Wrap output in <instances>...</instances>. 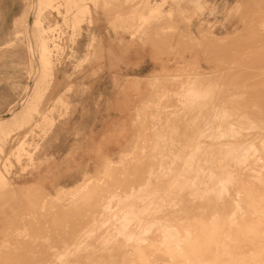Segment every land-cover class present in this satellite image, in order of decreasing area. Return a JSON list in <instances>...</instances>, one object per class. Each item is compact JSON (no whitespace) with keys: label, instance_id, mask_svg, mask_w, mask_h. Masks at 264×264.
<instances>
[{"label":"rangeland","instance_id":"374dc122","mask_svg":"<svg viewBox=\"0 0 264 264\" xmlns=\"http://www.w3.org/2000/svg\"><path fill=\"white\" fill-rule=\"evenodd\" d=\"M31 1L23 0L22 21L12 24L7 35L0 39V117L9 111L8 114L21 112L26 105L27 86L38 77V48L35 35L29 30V17L39 18L49 44L60 45L50 52L53 78L49 87L56 69L60 70L66 59L71 68L68 76L74 78L80 70L83 61L74 63V44L91 17L85 12L80 15L76 7L85 3L90 11L92 6L101 12L106 23L110 18L113 20H109L112 32L156 41L162 48L163 59L159 58L158 47L151 43L152 60L157 68L142 78L120 79V86L130 81L133 109L128 115V135L115 154L87 159L75 184L46 189L39 181L26 183L28 173L39 168L46 142L51 143L53 126L38 120L39 114L52 103L46 101L49 87L38 103L39 113H33L15 133L0 136L3 146L0 173L4 176V181H0V264H76L70 261L118 259L119 252L128 253L132 247L122 237L106 240L108 232L104 227L120 225L115 219L110 221L118 216L114 213L119 208L110 214L101 213L113 196L111 188L150 186L139 194L143 196L153 188L165 195L174 178L178 177L180 185V173L184 174L187 162L194 152L201 151L204 141L211 146L235 137L241 130L247 132L245 137H251L254 127L245 112L259 110L264 99V0H52L41 5L35 16ZM148 5L156 6V10L139 17L138 12L146 11ZM253 11L260 13L257 18H253ZM72 108L67 100L56 107L52 112L55 122L67 117ZM18 141L24 142V150L14 156L11 149ZM176 150H181L180 159ZM173 162L175 172L170 169ZM150 168L154 172L150 173ZM160 176L168 180L162 182ZM153 178L154 182L148 183ZM166 181L170 185H164ZM152 190L150 197L155 201L139 195L119 207L131 205L133 212L136 209L134 216L149 201L162 203L163 207L158 205L161 216L175 209L168 204L171 198L156 203L160 194ZM103 218L109 220L104 222ZM116 233L113 230L108 234ZM86 247L90 248L84 253ZM75 249L76 257L72 259Z\"/></svg>","mask_w":264,"mask_h":264},{"label":"bare ground","instance_id":"6f19581e","mask_svg":"<svg viewBox=\"0 0 264 264\" xmlns=\"http://www.w3.org/2000/svg\"><path fill=\"white\" fill-rule=\"evenodd\" d=\"M51 2L52 0H32V14L34 15L36 11L41 8V5L50 4ZM148 6L146 11L138 12L140 13V15L138 14L139 17H145L150 11L153 12V10H156V6ZM76 8H79L80 15L85 12L91 17L90 6L86 5V3ZM253 13V18H257L258 14H260L257 13V11H253ZM144 17L143 19H145ZM22 18L23 16L16 19L15 25L21 22ZM28 24L31 34L35 35L38 48V77L35 83H29L27 86L28 88L25 92V99H27L26 105L25 107L23 106L24 108L22 107L23 109L21 108V112L8 114L9 111L8 113L5 112L2 117H0V136L7 137L13 132L15 133L16 130L20 129L30 120L33 113H39L38 103L43 97V94L47 91L53 78V60L50 52L52 48L56 46L59 47L60 45L57 43L52 45L49 44V36L46 34V28L40 25L38 17H34L33 19L29 17ZM262 39L264 38L262 37ZM263 69L264 68H262V70ZM257 74L261 75L259 72ZM65 101L64 95L57 96L52 100L48 108L39 114L38 120L40 122H49L50 125L53 126L55 117L52 115V112ZM260 104L262 105L259 110L245 112L246 117L252 122L254 127L253 133L250 134L251 137H245L247 132L241 130L235 133V137L223 139L215 142L211 146H209L208 142L204 141L201 151L194 152L195 155L193 154L191 161L187 162L184 174L182 175L180 173V185L178 177L174 178L176 174L173 176L174 180H172L173 184L171 183L172 186L170 187V191L166 192L165 195L164 192L160 194L156 192L157 189L150 188L148 193L146 192L147 194L144 193L145 195L141 196L142 194L140 191H146L144 189L150 187H146L145 185L146 188H137L135 186H130L128 189L122 187L111 188L114 191L113 196L101 213L110 214V212H114L116 208H119L118 211L116 210L117 212L114 213V215L118 213V216L112 217L110 221L115 219L116 222L119 221L120 225L104 227V231L108 233L113 230L117 232L114 235L107 233L106 236L108 237L106 240L109 239V237L110 240L111 237L113 239V236H115L116 240V237H122L125 242H129V247L131 245L132 250L130 249L131 251L128 253H126V250L125 253L119 252L118 254L121 256L118 257V259L71 260L70 262L76 264H264V99ZM13 105L14 104L11 105V110L14 108L12 107ZM59 116H61V112ZM242 117L245 116L243 115ZM178 147L180 146L178 145ZM171 148L172 147H170V149ZM172 149L175 150V148ZM2 150L3 146L1 144L0 152ZM11 150L14 156H19L24 150V142L18 141ZM172 151L173 150H171V153ZM176 152L177 154L175 155L179 153V156L176 157L180 159L181 150H176ZM158 159L161 161L163 158ZM176 161L179 163L178 160ZM158 164L159 163H157V165ZM172 165H174V162L171 164L170 169L172 172H175L173 171L175 166H173L172 169ZM154 167H156V165ZM154 167L153 169L155 170ZM154 170L150 168V173L154 172ZM113 178L116 179V177ZM155 179L158 178L156 177ZM163 179L164 177L161 180L162 182ZM165 180L168 179L165 178L164 181ZM0 181H4V176L1 173ZM151 182H154V178L149 180L148 183ZM162 182L159 181V183ZM167 182L168 181L163 184L165 185ZM163 188L164 187H162V189ZM152 189L155 190V193L160 194L157 196L156 203L159 201L161 202L163 198L165 201L162 202H166L168 198H171L168 204H171L175 209L161 216L162 212L160 213L161 209L158 205L162 206V203H158L157 205L153 202V205V203L149 201L146 205L142 201L146 207L144 208L143 205L140 214L137 212L138 215L134 216L133 213L136 209L133 212L134 208L130 207V204H127V206L130 205L129 207H126V205L119 207L127 199H136L140 194L141 197L148 196V198H145L152 199L150 197L152 193L149 192ZM167 190H169V188ZM159 192L162 191L159 190ZM156 195L154 196L156 197ZM152 201L155 200L152 199ZM168 201L169 200H167V202ZM142 202H140V204H143ZM131 214L133 216H131ZM99 215L98 217L102 214ZM109 219L106 220L108 221ZM106 220H104V222ZM113 224L115 223L113 222ZM154 224H157V226ZM107 225L109 226V223ZM91 227L93 226L91 225ZM95 228L96 227H94V229ZM98 230L100 229L98 228ZM91 231H93V229ZM102 233H100V235ZM91 234L93 235L92 232ZM90 237L91 236H89V238ZM85 238H88V236ZM82 245H84V243ZM123 245L126 246L125 244ZM109 246L110 245H108V247ZM98 247L101 246L98 245ZM80 248H78V252L75 249L73 257L70 254L72 259L76 257V252L78 256L80 253L79 251L82 250L81 245ZM88 248L90 247H86L84 253H87ZM112 248H110V251ZM88 251H90V249ZM94 251L96 252V250ZM65 253L67 254V252ZM81 254L79 256H81ZM82 257L85 256L82 255ZM66 260L68 262V259ZM63 262H65V260Z\"/></svg>","mask_w":264,"mask_h":264},{"label":"crops","instance_id":"0c3cea01","mask_svg":"<svg viewBox=\"0 0 264 264\" xmlns=\"http://www.w3.org/2000/svg\"><path fill=\"white\" fill-rule=\"evenodd\" d=\"M23 11V0H0V39ZM100 13L91 6V22L83 27L74 44V63L83 61L74 78L68 76V59L55 71L46 101L64 95L73 108L67 117L56 119L51 143L46 142L39 168L28 173L26 183L39 181L46 189L75 184L87 159L115 154L128 135V115L133 109L130 81L120 86V79L142 78L157 68L151 43L158 47L159 58L163 59L156 41L114 33L109 28L113 20L106 23Z\"/></svg>","mask_w":264,"mask_h":264}]
</instances>
